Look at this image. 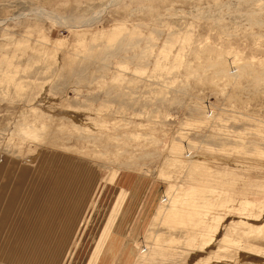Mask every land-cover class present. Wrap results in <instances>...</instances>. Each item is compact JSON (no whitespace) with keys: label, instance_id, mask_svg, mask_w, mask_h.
Instances as JSON below:
<instances>
[{"label":"rangeland","instance_id":"obj_1","mask_svg":"<svg viewBox=\"0 0 264 264\" xmlns=\"http://www.w3.org/2000/svg\"><path fill=\"white\" fill-rule=\"evenodd\" d=\"M168 183L264 221V0H0V264H194Z\"/></svg>","mask_w":264,"mask_h":264},{"label":"bare ground","instance_id":"obj_2","mask_svg":"<svg viewBox=\"0 0 264 264\" xmlns=\"http://www.w3.org/2000/svg\"><path fill=\"white\" fill-rule=\"evenodd\" d=\"M28 135L31 136V134ZM160 177H165V175L160 174ZM200 186L193 188L192 191L184 192L183 195L180 196V194L176 192V185L168 183L162 199L169 204L167 206H159L156 211V214L160 215L164 220L174 218L176 222H182L185 225L195 223L201 227L203 235L197 245V250L201 253L204 251L206 252L205 255L200 256L194 264H264L263 260L242 262L239 254V248H243L246 252L257 254V256L262 258L264 257V246L260 245V242L264 241V221L252 227V229L241 228L236 230V227L228 226L224 222L223 211L229 208L228 205L232 202L231 198L223 195L215 204L198 200L202 198V188ZM171 192L174 194H170ZM121 196L122 194L120 197ZM178 203H180V205H178ZM253 205L254 203L252 201L245 198L237 211L240 213L242 211H247ZM211 210H217L218 212L207 222L204 221V218H206ZM218 231L223 232L220 238L221 245L231 247V252L223 253L218 249L210 248L215 241ZM106 237L107 239L110 238L111 233L108 232L105 235V238ZM102 243L103 240L100 239L97 244V249L100 248ZM113 250V247L108 249L110 253H112Z\"/></svg>","mask_w":264,"mask_h":264},{"label":"crops","instance_id":"obj_3","mask_svg":"<svg viewBox=\"0 0 264 264\" xmlns=\"http://www.w3.org/2000/svg\"><path fill=\"white\" fill-rule=\"evenodd\" d=\"M130 190H131V188H130ZM156 197H157V191L155 188H153V189L149 188L148 190H146L142 200H140V203H139L140 208L135 211L136 212L135 219L132 221L131 226H130V223L127 226L130 228L126 233V236L130 235L133 232H138L139 229L142 228L147 223V218L151 214L153 206L155 205V198ZM120 233L122 234V232H120ZM127 253L129 254V252L127 250L123 252L122 248H121L120 254L117 255V257H116L115 264H120L123 256L125 257L124 260H126V258H127L126 254ZM129 261L130 260H126L124 262H125V264H130Z\"/></svg>","mask_w":264,"mask_h":264}]
</instances>
